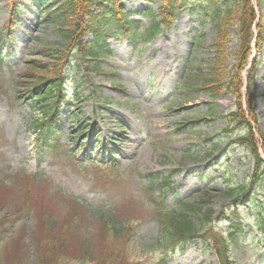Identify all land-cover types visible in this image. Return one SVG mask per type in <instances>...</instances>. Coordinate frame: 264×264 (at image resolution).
I'll use <instances>...</instances> for the list:
<instances>
[{
    "label": "rangeland",
    "instance_id": "rangeland-1",
    "mask_svg": "<svg viewBox=\"0 0 264 264\" xmlns=\"http://www.w3.org/2000/svg\"><path fill=\"white\" fill-rule=\"evenodd\" d=\"M18 2L19 15L13 39L4 45L1 53L3 63L0 65V181L4 180L0 183V219L7 212L16 214L9 219L10 225L6 229L0 227V264H45L46 258L41 252L44 248L50 252L52 245L42 244V240L47 237L42 224L43 216L56 221L50 238L54 240L61 237L65 243L60 252L62 257L59 256L55 264H132L148 247L155 245L160 236V224L154 218L155 207L151 205L145 189L147 175L163 174L176 168L187 173V170L199 166L196 173H191L190 180L199 183L194 187H206L213 192L212 202L216 211L228 204V200L219 193L224 189L225 183L251 179L253 162L250 154L243 148L230 146L234 136L223 133L227 123L221 117L235 110L236 98L223 91L214 102L215 100L197 90L200 83L198 75L208 71L215 54L212 45L216 41V33L206 18L208 15L204 14L205 10L210 9V3L204 0L197 2L200 13L189 10L179 12L174 27L147 46L138 44L134 47L119 35L110 40L107 44L109 50H104L105 53L100 58V68L117 73L119 78H106L87 72L84 70L86 65L80 64L79 52L71 54L66 90L72 97L77 85H83V101L77 102L76 109L81 108V111L76 118L63 114L58 125L66 134L63 139L78 133L84 124L96 123L84 139L81 137L74 140L73 146H87L86 139L93 143L92 137L97 127L101 130L100 145L106 144L110 150L118 153V159L127 162L122 165L121 173L125 175L129 171V175L126 180H122L120 176L114 178L113 174L107 172H98L96 178L92 179L90 170L76 166L67 156L56 154L52 157L49 154L51 158H39L38 151L31 150L33 146L28 124L30 117L37 113L33 112L35 109L31 107L29 100L17 99L19 93L24 92L23 84L19 86L18 81L23 78L29 61L43 59V51L48 47L58 48L66 53L70 42L66 39V23L49 22L48 12L54 9L57 0ZM96 3L93 4L94 8ZM253 3L262 19L264 39V0L260 1L261 5L256 0ZM11 4V0H0V33L10 18ZM122 4L127 11H132L135 26L140 31L151 24V19L136 11L158 10L161 5L155 0H125ZM223 4L220 0L219 5ZM253 30L257 31L255 28ZM228 31L231 34L228 60L232 63V55L238 46L237 28L234 26ZM199 38H202L200 46ZM84 43L96 49L93 37L87 36ZM254 59L259 64L253 82L256 92L254 105L259 118L256 131L264 134V42L261 52L256 53ZM166 68H171V75L162 73ZM88 75L92 77L91 81H86ZM182 80L189 88L194 89H176L177 82ZM160 81L163 84L158 86ZM115 83L121 85L124 91L117 90ZM90 95L91 98H88ZM196 101L200 103L198 108L189 113L181 110V107L185 109L190 102L197 103ZM114 102H118V106ZM113 110L120 111L125 118L117 119ZM210 113L216 119L214 122L208 124L200 120ZM186 119L199 120L192 130L194 133L185 134L184 130L178 128ZM118 124L124 125L128 137L121 146L113 145L107 139L117 138V135L107 133V128L117 134L123 132L118 129ZM155 124L161 128L154 130ZM136 130L142 132L145 139H151L152 143L142 141ZM136 136L140 138V143L134 145L131 140ZM219 139L222 141L217 149L207 157L210 150L205 146L206 142ZM119 148L128 151L129 155L120 152ZM91 149L90 146L87 147L80 156L88 157ZM209 163L211 167L208 169L206 164ZM21 168L29 173L43 171L47 177L64 187L67 195L81 197L93 208L90 221L83 222L85 210L75 214L66 205L61 206L54 201L47 185L35 191V184L31 179L15 177L16 170ZM259 187L252 200L237 213L244 224L245 234L240 236L241 244L233 255L236 264L263 263L261 255L264 253V238L260 239L257 235L255 225L264 218V182ZM179 195L183 198L187 193L183 194L179 190ZM125 198H128V202L124 201ZM169 202L173 205L174 200L169 198ZM111 203H116L118 209L110 208ZM37 210L38 226H35L31 215L17 221L20 216L18 213L37 216ZM1 211L5 213L1 214ZM118 213V217H122L124 222H129L132 238L122 236L114 241V232L107 233L106 219H112ZM74 221L80 224L77 229H74ZM223 225L219 224L221 227ZM219 230L224 231L219 232L216 228L218 235H226L224 232L227 229ZM26 237L28 241L25 240ZM188 255L202 261L201 264H219L214 255H202L198 249L190 251ZM151 259V264H156L160 259L159 253L149 254L142 260L144 264H149ZM183 259L184 255H178L172 257L169 263L183 264Z\"/></svg>",
    "mask_w": 264,
    "mask_h": 264
},
{
    "label": "trees",
    "instance_id": "trees-1",
    "mask_svg": "<svg viewBox=\"0 0 264 264\" xmlns=\"http://www.w3.org/2000/svg\"><path fill=\"white\" fill-rule=\"evenodd\" d=\"M80 1V5L78 7H73L72 5H70L69 7H71V10L67 13H61L59 11H55V12H50L49 15L52 18V21H57L60 19H65L68 22V26L66 28V39L71 40L70 42L72 43H77V45H81L79 40L81 39L82 36L86 35L88 32H92L96 38H101L102 37V29L100 27H104L106 25H108L109 23L114 24V16H116L117 18L115 20H119V22H122V17L117 16L116 13H121V10L119 11L118 9H115V11L112 13V15L110 16L109 19H104L103 16H100L98 14H93L89 11V7L92 3V1L94 0H79ZM106 2H111L114 5H117V1L119 0H105ZM236 7V10L233 11V9L231 7H227L226 11H225V17L223 19H219L218 23H217V30H219V41L216 44V48L218 50V54H219V58L218 60L222 61L221 64L219 65H213V68L210 70V72L208 73V75L204 76L205 78V82L203 84H200V88L201 89H205V90H209L212 92V94L214 96H216L217 94L220 93L221 88L224 86L223 85V78H222V68L225 67V61H224V44L225 41L224 38L222 37L221 33L223 32V30L227 31V27L230 26V23L236 19H238L239 15H243L245 17V27L243 29L239 30V36H240V50L237 55L238 57V61H237V66L236 69L238 70V72L233 76L232 81L229 85H226L229 90L231 92H233V94H235L236 96H238L240 98V91L242 88V79L240 77L242 70L247 66L248 64V58L251 52V40H252V33L250 32L251 28H252V24L253 21L255 20V12H254V8L251 5V0H234L232 1ZM168 7V5H166ZM102 10L100 11V13H106V9L101 8ZM171 13V11H170ZM72 17V18H71ZM87 17V19H86ZM72 19V21H71ZM170 20V19H169ZM71 21V22H70ZM171 21H167L166 19V24H169ZM84 26L87 28V30L84 33H81L79 36H77V29L79 28V26ZM125 27L128 28V22H125ZM124 27V28H125ZM125 28V29H126ZM160 28L159 26L156 27H152L151 29L148 30L149 34H150V39H153L155 37V34H157V32L159 33ZM251 33V34H250ZM86 50V49H85ZM242 50L246 51L244 53V55L242 56ZM52 53V57L53 58H57V64L55 66H53L54 70L57 71V68L60 64V62L63 61V59H66V56L64 55V53L62 51H59L58 49H54L52 48L51 50L47 51V55L48 53ZM88 52H90L89 54L92 56H95L96 54L92 53L90 50H88ZM97 56V55H96ZM221 57V59H220ZM224 61V62H223ZM52 66V65H51ZM39 69L40 71L43 73V77L40 79L39 84L37 85V87L41 86V85H46V83H49L47 81V77L45 76L50 70H48V66L47 65H40L39 64ZM35 70H37L35 68ZM50 80H52L50 78ZM42 83V84H41ZM52 86H50L51 88ZM250 89H251V85H250ZM249 89V94H248V99H247V105L250 108V111H253L252 109V101L250 99V95H251V90ZM52 92H48L45 93L46 95L51 94ZM48 98L46 96H42V100L41 101H47ZM239 116L242 120L243 123H247V125L249 126V135L247 138H245V141H247V143L249 144L250 149L253 151V153L255 154V157L257 158V160L259 159V153H258V147H257V142H256V137L254 135V133L252 132V127L251 124L247 121L244 120L245 117V113L243 112V109L241 107V103L239 102ZM244 120V121H243ZM263 149H264V136H263ZM205 204H209L208 202H206ZM205 204H200L199 207H190L188 209V211H196L198 214L200 213L204 218V220H208L209 215L207 216L206 213L209 211V209H206L203 212V209L205 208ZM211 213V212H210ZM209 213V214H210ZM166 223L171 225V228L173 229V231L177 234V235H186V234H190L195 232L196 230V224L194 221H192L191 219H189L187 216L183 217V218H175L174 216L171 219L166 218ZM176 224V225H175ZM126 233V231H123ZM123 232L121 233V235L123 236ZM58 240V239H57ZM62 249V244L57 245V247L55 248L54 251V255H59L60 251ZM47 256V253L45 254ZM45 256V258H47ZM48 259V258H47ZM45 260V264H52L51 261Z\"/></svg>",
    "mask_w": 264,
    "mask_h": 264
},
{
    "label": "bare ground",
    "instance_id": "bare-ground-1",
    "mask_svg": "<svg viewBox=\"0 0 264 264\" xmlns=\"http://www.w3.org/2000/svg\"><path fill=\"white\" fill-rule=\"evenodd\" d=\"M116 1V0H115ZM156 1H160L164 4H167V5H171L172 3L178 1V0H156ZM182 1H185L186 2V7L183 8V11H191L192 13H199L201 12L200 8L198 7L197 5V1L198 0H182ZM208 3H210V9L209 10H205L204 14L205 15H208L207 17L210 19V20H214V21H219V19H223L225 17V13L224 11L227 9V7H229V3L234 1V0H221V2H224L223 5H219V2L220 0H204ZM70 5H72L73 7H78L80 5V1L79 0H57L55 6H54V9L61 12V13H67L71 10V7H69ZM72 18V17H71ZM72 21V19H71ZM70 21V22H71ZM162 21L166 24V21L162 19ZM237 27L238 29H243L245 27V17L243 15H239L238 16V19H237ZM254 28H257V31L253 30ZM87 30L86 27L84 26H79V28L77 29V36H79L81 33H84L85 31ZM258 30L259 28L258 27H252L250 32L252 33V40H255L258 36ZM67 31V30H66ZM230 31H226V30H223V32L221 33L222 37L224 38L225 41V44H224V61H225V67L222 68V78H223V87L221 88V91L219 94H217V96H221L223 94V91L224 89L226 88V80L224 78V74L225 73H237L238 70L236 69V66H237V61H238V57L237 55L238 54H235L236 57H237V60H234L232 63H229V52L227 50V43L230 41V38H229V33ZM250 33V34H251ZM238 34H239V31H238ZM69 42L71 40H68ZM218 43V42H217ZM240 46L241 44L238 43V46L236 48V53L239 52L240 50ZM51 49H48L47 51H49ZM246 51H243L242 50V56L244 55ZM214 60L212 61V64H211V67L208 69V71L206 73H204V75L201 77V84H203L205 82V78L204 76L208 75V73L210 72V70L213 68V65H219L222 63V61L218 60L219 58V54H218V50L216 48L215 52H214ZM49 58L46 60V63L52 65V66H55L58 62H57V58H53L52 57V53H48L47 55ZM221 59V57H220ZM252 60V55L250 53L249 55V58H248V61ZM223 61V62H224ZM246 70V67L242 70V71H245ZM205 93L207 94H212L211 91L209 90H205Z\"/></svg>",
    "mask_w": 264,
    "mask_h": 264
}]
</instances>
